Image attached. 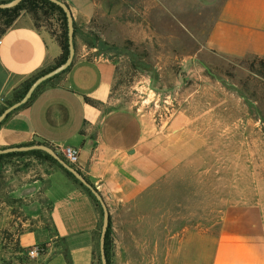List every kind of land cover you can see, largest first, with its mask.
<instances>
[{
  "label": "rangeland",
  "instance_id": "374dc122",
  "mask_svg": "<svg viewBox=\"0 0 264 264\" xmlns=\"http://www.w3.org/2000/svg\"><path fill=\"white\" fill-rule=\"evenodd\" d=\"M124 6L116 17L99 12L78 30L75 52L85 46L87 57L115 64L118 107L160 125L185 114L194 153L158 189L109 216L108 264H213L228 215L256 207L264 226V61L205 50L210 13L202 7L172 0ZM32 21L61 33L57 13ZM57 170L31 154L0 159V264H41L20 239L51 227L44 191Z\"/></svg>",
  "mask_w": 264,
  "mask_h": 264
},
{
  "label": "crops",
  "instance_id": "0c3cea01",
  "mask_svg": "<svg viewBox=\"0 0 264 264\" xmlns=\"http://www.w3.org/2000/svg\"><path fill=\"white\" fill-rule=\"evenodd\" d=\"M60 1L78 30L87 29L99 12L116 17L125 9V0ZM172 1L208 10L202 44L208 52L264 60V0ZM61 54L54 36L35 28L30 15L20 14L0 35V110L23 83L55 66ZM116 74L115 64L87 57L79 45L71 66L0 125V150L31 145L77 149L73 167L97 187L111 217L158 189L194 153L192 120L177 112L160 125L118 107ZM44 196L51 203V227L23 234L21 245L44 247L41 264H96L102 220L91 197L59 170L49 176ZM249 211L226 217L213 264H264L263 219L256 207Z\"/></svg>",
  "mask_w": 264,
  "mask_h": 264
},
{
  "label": "water",
  "instance_id": "95a60500",
  "mask_svg": "<svg viewBox=\"0 0 264 264\" xmlns=\"http://www.w3.org/2000/svg\"><path fill=\"white\" fill-rule=\"evenodd\" d=\"M22 0H11L8 2L0 3V10L12 9L16 7ZM49 2L57 5L66 17L67 24V38H68V56L64 63L55 67L48 73L36 78L32 84L29 86L28 90L24 94L21 100L16 103H13L9 107L5 108L0 114V125L1 123L13 112L19 109L21 106L25 105L36 92V90L49 81L50 79L56 77L57 75L65 72L73 63V59L75 57V47H74V22L71 12L68 6L60 1V0H48ZM30 151H41L49 155L52 159H54L64 170L70 173L75 180H77L83 187L90 191V193L94 196L96 201L99 203L102 210V222H101V230L99 237V256L100 263L107 264V259L105 255L104 242L105 235L109 226V211L101 197V195L97 192V187L89 184L86 179L72 166L68 165L64 160L60 158V156L49 146L46 145H31V146H21V147H11L7 149L0 150V155L10 154V153H21V152H30Z\"/></svg>",
  "mask_w": 264,
  "mask_h": 264
},
{
  "label": "trees",
  "instance_id": "16d2710c",
  "mask_svg": "<svg viewBox=\"0 0 264 264\" xmlns=\"http://www.w3.org/2000/svg\"><path fill=\"white\" fill-rule=\"evenodd\" d=\"M0 3H3V2H0ZM22 13H26V14L30 15L31 19L35 20V21L40 19L41 16L46 17L49 14L51 15L52 13H57V15L59 16V20L61 21V24H62L61 25V33L59 36H55L52 34L51 35L54 36L56 38V40L58 41V43L61 47V50H62V54H61L60 58L58 59L55 66H53L52 68H50L48 70L42 71L41 73L37 74L33 78H31L28 81H26L25 83H23L21 85V87H19L14 92L13 100L7 102L5 104V106L0 110V114L2 113V111L5 108H7L10 105H12L13 103H16L19 100H21L22 97L24 96V94L26 93V91L28 90L29 86L32 84V82L36 78L48 73L49 71H51L55 67L64 63L67 56H68L67 24H66L65 14L61 10V8H59L57 5L49 2L48 0H22L16 7L12 8V9L0 10V18L4 21V29L1 31L0 35L3 34L5 32V30H7L10 26H12V24L15 22V20ZM35 28H37V27L35 26ZM74 29H75L74 30V37H75L76 33L78 32V29L76 28L75 24H74ZM74 47H75V44H74ZM253 58L259 59L257 57H253ZM259 60L261 62L264 61L262 59H259ZM57 76H59V75H57ZM56 77H54V78H56ZM54 78L50 79L49 81L53 80ZM49 81H47V82H49ZM27 154L35 155L37 157L43 158V159L51 162L52 164L56 165L69 179H71L74 183L79 185V187H81L89 195V197H91L95 207L97 208V210L99 211V213L101 215V220H102L101 207H100L99 203L96 201V199L94 198V196L90 193V191L87 190L85 187H83L77 180L74 179V177L70 173H68L66 170H64L54 159H52L46 153L41 152V151H32V152H26V153H10V154H5V155H0V159L5 158V157L27 155ZM60 158L62 160H64L62 158V156H60ZM109 229H110V227H108V229H107V232L105 235V242H104V249H105L106 258H107V249H108V240H109ZM41 248H42V250L44 249V247H41ZM107 264H108V258H107Z\"/></svg>",
  "mask_w": 264,
  "mask_h": 264
},
{
  "label": "built area",
  "instance_id": "2783aa9c",
  "mask_svg": "<svg viewBox=\"0 0 264 264\" xmlns=\"http://www.w3.org/2000/svg\"><path fill=\"white\" fill-rule=\"evenodd\" d=\"M57 154L62 156V158L65 160V162L70 165L74 166L77 164L78 161V150L72 147H66V148H58V147H53L52 148ZM42 252L41 247H32L29 251V256L32 258L38 257V255Z\"/></svg>",
  "mask_w": 264,
  "mask_h": 264
}]
</instances>
